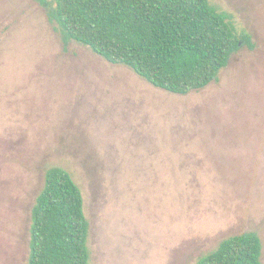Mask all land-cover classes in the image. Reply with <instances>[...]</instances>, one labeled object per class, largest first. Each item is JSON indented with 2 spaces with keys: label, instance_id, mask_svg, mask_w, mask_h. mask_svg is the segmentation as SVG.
I'll return each instance as SVG.
<instances>
[{
  "label": "rangeland",
  "instance_id": "obj_1",
  "mask_svg": "<svg viewBox=\"0 0 264 264\" xmlns=\"http://www.w3.org/2000/svg\"><path fill=\"white\" fill-rule=\"evenodd\" d=\"M248 38L186 95L0 0V264H28L48 169L82 190L91 264H197L256 232L264 263V0H210Z\"/></svg>",
  "mask_w": 264,
  "mask_h": 264
},
{
  "label": "trees",
  "instance_id": "obj_2",
  "mask_svg": "<svg viewBox=\"0 0 264 264\" xmlns=\"http://www.w3.org/2000/svg\"><path fill=\"white\" fill-rule=\"evenodd\" d=\"M64 42L76 41L153 86L186 95L218 79L248 37L210 0H37ZM84 196L61 167L47 170L31 212L28 264H91ZM253 231L230 236L197 264H264Z\"/></svg>",
  "mask_w": 264,
  "mask_h": 264
}]
</instances>
